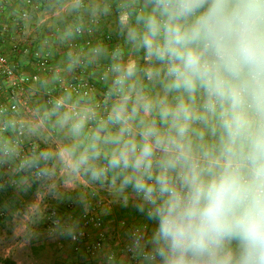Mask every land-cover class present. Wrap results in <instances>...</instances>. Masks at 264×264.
Here are the masks:
<instances>
[{"label":"clouds","instance_id":"1","mask_svg":"<svg viewBox=\"0 0 264 264\" xmlns=\"http://www.w3.org/2000/svg\"><path fill=\"white\" fill-rule=\"evenodd\" d=\"M115 8L122 43L90 49L91 60L109 61L103 103L65 91L35 120H5L0 168L22 173L26 188L55 185L59 167L66 184L83 179L131 203L153 224L129 230L136 264H264V0H115ZM81 29L69 25L64 38ZM79 63L69 52L68 70ZM45 127L66 142L22 153L4 135Z\"/></svg>","mask_w":264,"mask_h":264},{"label":"built area","instance_id":"2","mask_svg":"<svg viewBox=\"0 0 264 264\" xmlns=\"http://www.w3.org/2000/svg\"><path fill=\"white\" fill-rule=\"evenodd\" d=\"M22 9L16 13L9 24H2V34H11V28L19 31L24 27L30 18L32 11L39 10L41 3L39 0H19ZM12 6L11 0H0V18L4 17L8 8ZM100 21L92 20L88 25H80L82 29L71 38H64V47L66 55L68 53L78 54L80 63L78 66L66 73V69H57L53 66L52 56L47 53L49 49L48 41L43 47L33 45L23 53L26 57L33 58V73H26L19 68L16 63L18 45L11 43L13 56H7L0 53V118L15 119L21 109L26 106L27 101L36 96V88L47 82L48 77L57 74L59 79L55 81L53 90L45 93L43 103L50 106L49 101L65 91L72 92L75 97L78 94L88 93L94 95L95 99L101 104L104 101L106 85L103 81L108 63L91 61L90 49L97 44H103L107 48H114L118 43L107 32L100 30ZM54 34L62 35L60 28H56ZM46 51H45V50ZM16 120V119H15ZM21 121V120H16ZM5 136L18 139L22 153L31 152L33 149L39 151L40 144L24 142L26 131L23 134L6 132ZM11 169V168H8ZM13 172L17 173L14 169ZM37 184L40 181H32ZM82 198V199H81ZM83 200V202H82ZM112 202L106 195L92 189L84 197L74 198L67 201L64 205L56 206L51 209L44 218L42 227V236L44 238H53L55 236L66 237V243L69 244L71 253L74 256L85 260H99L104 257L107 261H114L119 258L127 259L128 264H136L127 251L128 233L133 224L128 221L119 222V230L123 237L115 238L112 247L109 246L110 234L105 226L104 218L106 213L111 209ZM67 216H71V222L66 224ZM73 218L75 221H73ZM69 220V221H70ZM79 226L72 232L68 233L69 226ZM122 238V239H121Z\"/></svg>","mask_w":264,"mask_h":264},{"label":"rangeland","instance_id":"3","mask_svg":"<svg viewBox=\"0 0 264 264\" xmlns=\"http://www.w3.org/2000/svg\"><path fill=\"white\" fill-rule=\"evenodd\" d=\"M41 1H45L44 7L46 8L45 10L47 12H42L38 14V16L36 15L35 18L32 19L29 24H27V27H22V29L19 31H15L11 28V34L3 35L2 26H0V53L7 56L14 55L11 43H16L18 45V50L16 53L18 57L16 59V63L19 64L20 70L26 73H33V58L30 56L26 57L23 55V52L26 49H30L33 45L43 47V44L48 41V47L49 49L52 48L53 51V56L51 55L53 66L61 70L66 69V73L70 71L67 68L68 57L64 47V34L59 36L54 34L56 28H60L62 33H64L65 29L69 25H88L92 20L95 19L100 21V30L102 32H106L105 30H107V26L112 24L114 28L112 31L114 34V42L118 44L122 42V37L119 35L117 29V12L115 3H113L115 0L112 2L109 1V4L112 5V10L107 15L103 14L102 11L94 12L92 7V5L95 4H99L101 6L104 5L105 3L102 0H84L85 7L78 10H73L71 8L72 0ZM6 23L9 24V22ZM2 24H5V22ZM22 55L24 57H20ZM101 61L105 62L106 60L105 58H102ZM52 77L53 75L48 77L46 82L49 84L47 86L49 89H53L55 85V81H53ZM36 91V96L29 99L26 106L21 109L20 114L14 117L16 120L30 121L37 119L36 109H43L41 106L44 104L42 100L45 90L39 85ZM4 121L5 119L0 118V124H2ZM44 130H46V127L42 129L41 133L38 135H31L26 132L24 142L26 144L31 142L40 144L41 149H44L43 146L46 147V144L40 139L42 133L47 131ZM49 133H51L53 136L58 135V133L52 129L46 134L48 135ZM58 136L63 135L59 134ZM8 168L9 167L0 168V260H9L13 262L12 258H16L22 264H32L31 252L35 248L34 244H39V242L42 241L41 232L43 227V218L53 208V204L51 203L52 201L56 200L55 196L61 197L65 191L64 189L60 188V186H62V181L58 184L59 187L54 185L51 187V189L49 187L51 185L50 182H40L38 183L35 194L31 193L35 186L31 182L30 186L26 188L19 186V189H15L17 184L14 183V181H18L17 178H19H15V176L19 174L14 173L12 168ZM58 171H60L59 167ZM25 183L29 182L25 181ZM22 188H24V191ZM95 190L99 191L103 195H112V193L106 191L104 187H98L95 188ZM39 194L45 198L41 205H39ZM45 194L47 197H44ZM109 198L111 199V197ZM116 199L118 198H115L114 201ZM117 208L118 211L121 210L120 207ZM115 229L114 235L110 233V239L108 243L110 247H112L115 243V236H117V225ZM99 260L101 262H106V264L117 263L115 262L117 259L114 261H107L104 259V257H102ZM126 260L125 262L128 264ZM0 264L3 263L0 262Z\"/></svg>","mask_w":264,"mask_h":264},{"label":"crops","instance_id":"4","mask_svg":"<svg viewBox=\"0 0 264 264\" xmlns=\"http://www.w3.org/2000/svg\"><path fill=\"white\" fill-rule=\"evenodd\" d=\"M11 1H12V6H10V8H8V10L6 11L5 16L0 18V21H1L0 26H2V23H4V22L5 23L6 22L10 23L11 18L22 9V6L19 3V0H11ZM39 1L41 3V6H40L39 10L31 12L30 18L27 20L28 23L26 22L24 27L25 26L27 27V24H29L30 21L32 19H34L36 15L38 16V14H40L42 12H47L45 10L46 8L44 7L45 1H43V2L41 0H39ZM102 1L104 3H109V1L112 2L113 0H102ZM113 3H115V1H113ZM113 29L114 28H113V26L111 24V25L107 26V30H105V31L107 33H110V34L114 35L113 32H112ZM111 49H112V47L108 48L109 51H111ZM46 50H48L47 53H49L50 55L53 56L52 48H50V49L47 48ZM11 56H13V55H11ZM20 57H24V56L22 55ZM13 58L16 59V56H13ZM102 58L103 57H101L99 59H96V60H91V61L102 62L101 61ZM105 60L106 61L102 62V63H109V61L106 58H105ZM48 85L49 84H47V83H44V84L40 85L45 90L44 95H45V93L50 92L51 90H53V89H49V87H47ZM36 90H37V88H36ZM41 107L44 108L46 106H45V104H43V106H41ZM46 130H44L46 132L45 133L43 132L41 137H40V139L43 141V143L46 144V147L43 146V148L55 149L58 145L66 142L64 136H58L60 133H58L57 136H53L51 133H49L47 135L46 133H48L49 130H51V128L46 127ZM22 175L23 174L16 175L15 178L19 177V178H17V180L19 181L20 177ZM18 181H14V183L17 184V187L15 186V189H19V186H18V183H17ZM55 181H56V183H55L56 187H59L58 184L61 183V181H62V186H60V188L64 189L65 192L63 193V196H61V197L55 196L56 200L52 201V203H51V204H53L52 207L64 205L67 201L74 200V198L84 197L85 194L90 193L92 191V189L100 187L97 184L88 183V182H86L83 179L80 180V181H77L74 184H66L64 182V174H63V172L61 170L58 171V168L56 170ZM53 186L54 185L51 184L49 186L50 189ZM23 189L24 188H22V190ZM104 189H106V191L111 192V190L109 188H107V187H104ZM35 191H32L31 193L35 194ZM50 193H51V191H50ZM38 196L40 197V204L39 205H41L45 198H43V196L40 195V194ZM106 196L108 198L111 197L110 200H112L111 202H112L113 205H112L111 209L106 213V216L104 218L105 226H106V229L108 230L109 234L111 233V234L114 235L115 234V230H116L115 228H116V225H117V236H115V238H118L120 236L123 237L122 233L120 232V230L118 228L119 227V222H121L123 220L124 221H129V222L131 221L130 224L133 223V224H136V225L147 223L149 225V228H151L153 226L152 222L147 221L146 218L135 207H133L131 203L127 207H125V206H123L121 204L120 200L116 199L114 201L115 198L113 197V195H106ZM44 197H47V195L45 194ZM117 207H120L121 210L118 211ZM44 218H43V221H44ZM70 219H71V216H67L66 224L71 222ZM73 221H75L74 218H73ZM75 223H76V225H74L75 227L69 226V228L67 230L68 231V233H67L68 235H69L70 232H72L73 230L78 228L79 221L77 220V222H75ZM41 240L42 241L39 242V244H34L35 248L31 252L32 264L33 263L34 264H96V263L97 264H106V262H101L100 260H97V259L96 260H94V259L93 260H85V259L80 258L79 260H77L78 257L74 256V254L71 253V250H70L71 248H70L69 244L65 242V241H67L66 237L59 238V237L55 236L53 238L48 239V238H44L41 235ZM12 260H13V262L15 264H22L16 258H12ZM125 260H124V258H121L120 260L118 258L117 261H115V262H117L118 264H126ZM97 261H99V262H97Z\"/></svg>","mask_w":264,"mask_h":264},{"label":"trees","instance_id":"5","mask_svg":"<svg viewBox=\"0 0 264 264\" xmlns=\"http://www.w3.org/2000/svg\"><path fill=\"white\" fill-rule=\"evenodd\" d=\"M110 34V33H109ZM112 35V34H111ZM112 37H113V35H112ZM35 186H34V188H33V190L32 191H35L36 189H37V186H38V183L37 184H34ZM0 262H2L3 264H15L14 262H11V261H9V260H0Z\"/></svg>","mask_w":264,"mask_h":264}]
</instances>
